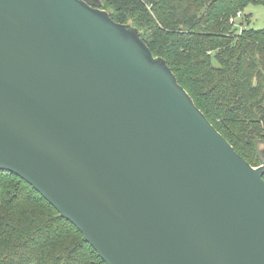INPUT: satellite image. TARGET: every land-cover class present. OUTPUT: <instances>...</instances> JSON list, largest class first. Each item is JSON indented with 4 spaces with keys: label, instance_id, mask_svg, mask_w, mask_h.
<instances>
[{
    "label": "water",
    "instance_id": "95a60500",
    "mask_svg": "<svg viewBox=\"0 0 264 264\" xmlns=\"http://www.w3.org/2000/svg\"><path fill=\"white\" fill-rule=\"evenodd\" d=\"M252 167L99 0H0V171L106 264H264Z\"/></svg>",
    "mask_w": 264,
    "mask_h": 264
},
{
    "label": "trees",
    "instance_id": "16d2710c",
    "mask_svg": "<svg viewBox=\"0 0 264 264\" xmlns=\"http://www.w3.org/2000/svg\"><path fill=\"white\" fill-rule=\"evenodd\" d=\"M138 28L155 57L252 167L264 140V31L230 23L264 0H102ZM247 18V21H249ZM0 264H106L82 233L15 174L0 171Z\"/></svg>",
    "mask_w": 264,
    "mask_h": 264
},
{
    "label": "rangeland",
    "instance_id": "374dc122",
    "mask_svg": "<svg viewBox=\"0 0 264 264\" xmlns=\"http://www.w3.org/2000/svg\"><path fill=\"white\" fill-rule=\"evenodd\" d=\"M99 1L101 3V9L109 13L108 10L103 8V1L102 0H99ZM241 14H242V17L236 20V24H238L239 33L244 29L264 31V5L263 4H256V5L250 4L247 7H245L244 11L241 12ZM247 18H250L248 19L249 21H247ZM254 168H257V167H254Z\"/></svg>",
    "mask_w": 264,
    "mask_h": 264
},
{
    "label": "built area",
    "instance_id": "2783aa9c",
    "mask_svg": "<svg viewBox=\"0 0 264 264\" xmlns=\"http://www.w3.org/2000/svg\"><path fill=\"white\" fill-rule=\"evenodd\" d=\"M241 17H242V14H241V13H237L236 16H234V17H232V18L230 19V23H231L232 25H234L237 29H238V24H236V20H237L238 18H241Z\"/></svg>",
    "mask_w": 264,
    "mask_h": 264
}]
</instances>
